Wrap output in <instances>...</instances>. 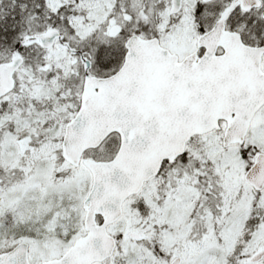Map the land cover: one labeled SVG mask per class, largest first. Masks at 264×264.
Wrapping results in <instances>:
<instances>
[{
    "label": "rangeland",
    "instance_id": "rangeland-1",
    "mask_svg": "<svg viewBox=\"0 0 264 264\" xmlns=\"http://www.w3.org/2000/svg\"><path fill=\"white\" fill-rule=\"evenodd\" d=\"M197 1L205 4L183 0L182 10L173 14L171 0H156L151 12L164 21L160 22L162 43L180 55L195 48ZM208 1L201 11L205 28L225 8V0ZM125 3L0 0V45L7 41L13 46L17 37L24 39L25 25L34 33L45 30L34 14L38 11L50 24L62 23L59 29L72 48L94 39L108 45L112 39L106 32L117 25L125 28L130 20L126 12L115 11ZM59 9L63 11L57 17ZM228 26L242 32L249 43L264 39L262 10H237ZM21 50L26 62L17 73L20 86L0 100V252L25 241L30 245L31 264H40L60 256L84 234L82 203L92 176L84 165L72 167L61 155L65 125L77 105L71 88L61 86L65 77L79 78L73 73L80 67L71 50L61 42L50 49L29 43ZM37 70L41 74L36 84L30 80ZM222 135L223 130H214L192 138L184 160L165 165L162 174L126 201L123 217L110 226L119 239L117 250L96 264H170L177 256L182 257L180 264H256L245 258L264 248V189L257 192L244 180L248 160L240 146L264 151V107L252 121L245 144L224 148ZM113 149L108 141L88 156L106 155ZM201 195L211 196V203H199ZM131 230L144 238H129ZM148 241L159 246L160 255L147 246ZM257 264H264V259Z\"/></svg>",
    "mask_w": 264,
    "mask_h": 264
},
{
    "label": "water",
    "instance_id": "water-1",
    "mask_svg": "<svg viewBox=\"0 0 264 264\" xmlns=\"http://www.w3.org/2000/svg\"><path fill=\"white\" fill-rule=\"evenodd\" d=\"M238 2L245 11L262 5V0L233 2L198 38L199 47L205 48L201 56L193 52L179 60L158 37L133 34L117 72L106 77L87 74L80 108L66 124L62 140L64 159L74 166L82 161L92 174L83 201L86 233L61 256L41 264H94L112 257L118 240L109 226L123 216L125 201L157 176L164 163L183 156L195 135L221 129L225 121L223 147L245 143L253 118L264 106V45L247 44L239 31L227 29L228 14ZM181 7L182 0H173V12ZM62 38L58 28H49L25 42L35 40L49 49ZM219 48L223 52L218 53ZM23 63L20 52L0 62V98L15 88ZM112 133L120 136L112 159L83 158ZM244 179L256 191L264 189V151L256 154ZM127 235L142 237L136 231ZM29 249L28 242L17 243L0 252V264H31ZM263 257L264 249L250 260L255 263ZM181 259L178 256L171 264H180Z\"/></svg>",
    "mask_w": 264,
    "mask_h": 264
},
{
    "label": "flooded vegetation",
    "instance_id": "flooded-vegetation-1",
    "mask_svg": "<svg viewBox=\"0 0 264 264\" xmlns=\"http://www.w3.org/2000/svg\"><path fill=\"white\" fill-rule=\"evenodd\" d=\"M235 0H232L228 3V5H225V9L222 13H220V18L226 11V9L229 7L230 4H232ZM205 4L206 2H209L208 0H204ZM126 7H119L117 6L115 11L116 13H124L128 15L130 20H127L125 22V28L117 25L116 29L108 33L106 32V36L111 38L110 44H103V42L97 41L95 39L94 41H90L89 43L85 44L81 48H71L68 45L67 41H63L62 43L67 46L71 52V58L74 59L78 63V68L80 67V72H73L74 75H78L79 78L75 81H71L74 77H65L64 81L62 82L61 86L65 88H71V91L73 92V96H75V101H77L76 105V112L80 108L81 105V96L82 91L85 83V79L88 73H91L92 75L99 76V77H106L114 74L116 71H118L121 66L124 63L125 56H126V41L128 37L132 34H139L136 32V29L138 26H142L143 23L149 20V13L151 12L152 4L156 5V0H154V3H152V0H127ZM204 3H200L197 1L196 8L193 14L194 21L196 22L198 28H199V34L196 37V43L195 48L191 49L190 51H187L184 55L178 54L176 51H174L170 46L164 45L161 40V32H160V26L162 21H158L157 26L154 29L153 35H142L143 37H158L161 41V44L164 47H167L172 52L177 54L179 56L180 60H183L187 55L193 52H197L199 56L203 55L205 52V49L203 47H199L198 45V38L205 34L210 28H212L215 24V22L208 28H205L203 21H202V9L204 10L207 6ZM239 10L242 12V9L240 7L238 8V5L232 10V12L229 15V18L237 11ZM229 20V19H228ZM161 22V23H160ZM171 23H174L171 21ZM134 27H132V25ZM228 25V23H227ZM229 27V26H228ZM230 29H234L229 27ZM122 30V33L120 35L119 32ZM125 31H129L131 34L129 36H125ZM92 42H95L94 44H91ZM222 49H219V52H221ZM36 62V61H34ZM34 78L31 79V82L34 83H40V74L41 72L37 70L36 72H33ZM44 78V76H43ZM33 83V84H34ZM16 88L20 86V82L16 78ZM34 84V85H36ZM16 90V89H15ZM63 91V90H62ZM75 108V107H74ZM75 112V113H76Z\"/></svg>",
    "mask_w": 264,
    "mask_h": 264
},
{
    "label": "trees",
    "instance_id": "trees-1",
    "mask_svg": "<svg viewBox=\"0 0 264 264\" xmlns=\"http://www.w3.org/2000/svg\"><path fill=\"white\" fill-rule=\"evenodd\" d=\"M25 1L29 2L31 0H25ZM36 3H37V1H36ZM152 3H154V0H152ZM153 9H154V5L152 4V10ZM152 10H151V12H152ZM36 11H38V10H36ZM62 11H63L62 9H59V11L57 12V17L62 14ZM34 14L37 15L39 20L43 23V25H42L43 27L46 26V28H48V25H50L51 27L61 28L62 23L54 22V23L50 24V22H47L42 17V15L39 13V11L35 12ZM67 14H68L67 12L64 13V15H67ZM149 14H150L149 20L146 21L145 23H143L142 26H138L137 29H136V32H138L141 35H145V34L146 35L147 34L148 35H153L154 34V29L153 28H155L157 26V24H158L157 22L159 20H156L155 17H153V13H149ZM29 26H32V25H29ZM25 27H26L25 30H26L27 36H30V35L34 34V32H35L34 29H32L30 27H27V25H25ZM128 34H130V32L129 31H125V36H127ZM24 42H25V38L22 39L20 37H17L15 43L13 44V46H10L12 43H8V45H7V41H5L3 44H1L0 45V62L10 59L11 55H13L16 51H20L21 49H23L25 47L24 46V44H25ZM31 43L35 44L34 41H32ZM258 43L259 44L263 43V41H259V42H257V44ZM108 141L112 143V148H116L117 147L118 138H117L116 135L111 136ZM240 148H241V150H240L241 154L243 155L244 158H246V160H248V165H247V168H248V166L252 163V161L250 159L251 156H255V154L258 152V149L253 147V146H250V145H248L246 147L240 146ZM111 151L112 150H110V152ZM106 155H94V157H96L98 159L99 158H106V157H102V156H106ZM183 160H184V157H183ZM211 201H212V197L211 196L210 197H204V195H203V197H202V195H201L199 203L201 202V203H204V204L205 203L209 204V203H211ZM255 204L257 205V203H255ZM147 243H148L147 246L156 252L155 254L160 255V248H159V246L156 243L154 244L151 241H148ZM240 264H241V262H240Z\"/></svg>",
    "mask_w": 264,
    "mask_h": 264
}]
</instances>
